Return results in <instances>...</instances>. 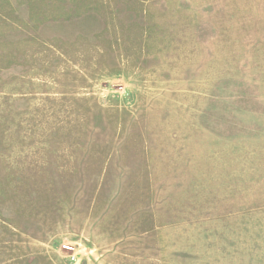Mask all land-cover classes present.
Here are the masks:
<instances>
[{"label":"rangeland","instance_id":"374dc122","mask_svg":"<svg viewBox=\"0 0 264 264\" xmlns=\"http://www.w3.org/2000/svg\"><path fill=\"white\" fill-rule=\"evenodd\" d=\"M0 264H264V0H0Z\"/></svg>","mask_w":264,"mask_h":264},{"label":"built area","instance_id":"2783aa9c","mask_svg":"<svg viewBox=\"0 0 264 264\" xmlns=\"http://www.w3.org/2000/svg\"><path fill=\"white\" fill-rule=\"evenodd\" d=\"M63 248L66 250V251H70L71 252V254H70V259L71 260H75V254H74V248H73V246H71V245H64L63 246Z\"/></svg>","mask_w":264,"mask_h":264}]
</instances>
